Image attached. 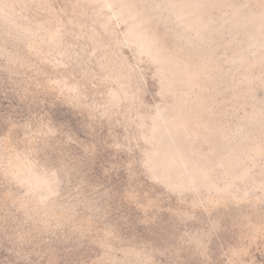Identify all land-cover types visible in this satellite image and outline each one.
Instances as JSON below:
<instances>
[{
	"label": "rangeland",
	"instance_id": "1",
	"mask_svg": "<svg viewBox=\"0 0 264 264\" xmlns=\"http://www.w3.org/2000/svg\"><path fill=\"white\" fill-rule=\"evenodd\" d=\"M0 264H264V0H0Z\"/></svg>",
	"mask_w": 264,
	"mask_h": 264
}]
</instances>
